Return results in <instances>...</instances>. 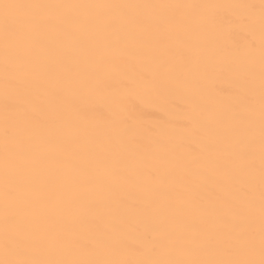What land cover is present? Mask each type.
I'll return each mask as SVG.
<instances>
[{"label":"snow or ice","instance_id":"snow-or-ice-1","mask_svg":"<svg viewBox=\"0 0 264 264\" xmlns=\"http://www.w3.org/2000/svg\"><path fill=\"white\" fill-rule=\"evenodd\" d=\"M0 264H264V0H0Z\"/></svg>","mask_w":264,"mask_h":264},{"label":"bare ground","instance_id":"bare-ground-1","mask_svg":"<svg viewBox=\"0 0 264 264\" xmlns=\"http://www.w3.org/2000/svg\"><path fill=\"white\" fill-rule=\"evenodd\" d=\"M239 39L241 40V42H243L244 37L241 36ZM217 87L220 89H226L227 83L219 82L217 84ZM171 107L172 106L170 104L168 106L169 110L171 109ZM139 115L144 120V122L149 126L161 123L168 118V112L165 109H162L157 105H151V104L143 105L139 110Z\"/></svg>","mask_w":264,"mask_h":264}]
</instances>
